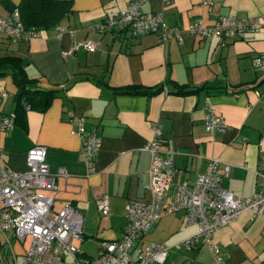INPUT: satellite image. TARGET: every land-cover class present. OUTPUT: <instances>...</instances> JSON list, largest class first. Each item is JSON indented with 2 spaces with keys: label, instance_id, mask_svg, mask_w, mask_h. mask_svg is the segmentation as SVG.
I'll list each match as a JSON object with an SVG mask.
<instances>
[{
  "label": "crops",
  "instance_id": "obj_1",
  "mask_svg": "<svg viewBox=\"0 0 264 264\" xmlns=\"http://www.w3.org/2000/svg\"><path fill=\"white\" fill-rule=\"evenodd\" d=\"M17 1L0 0V16ZM128 1L70 0L69 10L36 35L12 40L0 34V54L20 57L26 76L39 85L58 87L44 109L27 108L23 119L0 132V166L24 170L26 149L43 145L54 189L39 191L52 196L53 210L68 203L81 215V238H74L79 241L116 237L125 201L152 198L146 186L149 151L143 145L153 124L160 128L161 154L176 167L172 181L194 180L209 157L216 158L221 186L236 196L252 193L264 176V70L252 63L264 54V29L227 37L201 36L187 28L195 19L211 26L222 15L264 14V0H142V11H159L179 29L180 40L168 36L163 41L156 31L131 34L124 24H105ZM84 39L93 41L92 50L81 45ZM72 43H78L76 48ZM124 85L160 88L147 94L112 90ZM180 85L195 89L178 92ZM14 88L11 76L0 74L1 111H13ZM206 105L222 114L223 129H204ZM79 117L84 118L82 133L94 130L100 137L91 170L78 149ZM102 193L106 215L95 204ZM195 231L183 210L160 211L139 242L171 244ZM24 237L19 240L10 229L0 234V264L19 260L29 242L24 245ZM210 240L224 254L223 264H264L260 214L240 211L213 230ZM147 264H214V258L198 235L195 246L170 247L162 261Z\"/></svg>",
  "mask_w": 264,
  "mask_h": 264
},
{
  "label": "built area",
  "instance_id": "obj_2",
  "mask_svg": "<svg viewBox=\"0 0 264 264\" xmlns=\"http://www.w3.org/2000/svg\"><path fill=\"white\" fill-rule=\"evenodd\" d=\"M142 0H129L124 7L105 24H124L131 34L156 31L157 39L163 41L172 36L180 40L179 29L168 25L159 11H142ZM258 27L264 29V14L251 15L242 19L230 15L219 16L211 26H204L195 19L187 28L201 36L216 34L234 37L244 30ZM38 30L24 27L17 6L0 16V34L17 40L38 34ZM87 49H93V41L80 42ZM78 43H72L71 49ZM252 63L264 70V54L252 58ZM3 94V91H1ZM13 113L0 110V132L13 126ZM84 118H78L80 136L79 151L88 170L100 145V137L94 130L82 133ZM225 121L222 114L208 105L203 113L205 130L223 129ZM81 132V133H80ZM149 151L148 179L146 186L153 195L149 200L131 197L123 205L124 221L119 233L112 239L98 242L96 258L100 264H147L149 261H162L170 247L195 246L198 235L210 248L214 264H223L224 254L210 240L213 230L238 216L246 209L251 214L264 217V176L256 189L245 196H236L220 184V174L216 170V158L209 157L205 168L194 180L183 178L172 181L176 167L168 156L161 154L160 128L152 125V136L143 145ZM43 145L32 144L25 151L26 168L15 171L8 166H0V234L6 229L21 240L29 235L27 247L18 261L13 264H83L85 255L73 243V238H81V215L68 203L56 210L52 209V196L41 193V189H54V175L48 170L43 159ZM57 173L63 174L62 167ZM170 183V191L166 184ZM165 199V200H164ZM101 215L108 212L105 193L95 200ZM184 211L187 223H193L196 231L180 241L171 244L163 242L141 243V235L148 229L160 211Z\"/></svg>",
  "mask_w": 264,
  "mask_h": 264
},
{
  "label": "trees",
  "instance_id": "obj_3",
  "mask_svg": "<svg viewBox=\"0 0 264 264\" xmlns=\"http://www.w3.org/2000/svg\"><path fill=\"white\" fill-rule=\"evenodd\" d=\"M18 8L19 17L27 28L36 30L48 28L55 24L58 19L70 8V0H18L15 4ZM7 73L11 76L14 83V107L13 120L23 119L24 111L27 108L44 109L52 96H54L58 87H44L39 85L34 78L26 76L23 71V60L13 54H0V74ZM213 91L219 90L214 86ZM159 85L138 86L124 85L113 88L115 92H138L152 93L158 90ZM194 87L180 85L176 88L178 92H190Z\"/></svg>",
  "mask_w": 264,
  "mask_h": 264
},
{
  "label": "rangeland",
  "instance_id": "obj_4",
  "mask_svg": "<svg viewBox=\"0 0 264 264\" xmlns=\"http://www.w3.org/2000/svg\"><path fill=\"white\" fill-rule=\"evenodd\" d=\"M107 229V228H106ZM111 232H113L111 230ZM29 241V235L24 237V245ZM147 241V240H145ZM98 242L91 237H85L82 240L72 239V243L81 251H83L85 258L83 264H100L96 258ZM144 242H142L143 244Z\"/></svg>",
  "mask_w": 264,
  "mask_h": 264
}]
</instances>
